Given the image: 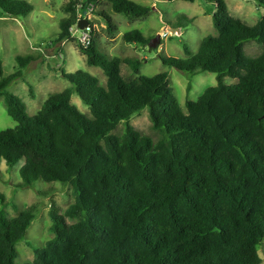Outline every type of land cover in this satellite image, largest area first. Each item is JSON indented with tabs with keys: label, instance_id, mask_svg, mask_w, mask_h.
Listing matches in <instances>:
<instances>
[{
	"label": "trees",
	"instance_id": "1",
	"mask_svg": "<svg viewBox=\"0 0 264 264\" xmlns=\"http://www.w3.org/2000/svg\"><path fill=\"white\" fill-rule=\"evenodd\" d=\"M203 1L215 6L211 18L216 35L204 38L196 53L184 47L185 59L157 55L164 67L180 73L216 75L217 85L187 101L186 113L169 88L168 72L141 76L143 61L109 59L92 40L79 51L88 67L102 71L105 85L81 70L62 71L70 87L49 95L29 116L23 102L5 92L21 72L2 77L0 60V97L15 122L0 131V164L9 170L20 165L17 189L58 182L70 185L75 198L63 214L55 207L49 210L54 236L33 249L26 264L262 263L264 13L248 26L230 15L223 0ZM249 1L264 10V0ZM101 2L130 21L151 11L129 0H68L53 44L71 40L68 30L76 22L77 3L95 7ZM0 11L7 18L24 19L32 6L0 0ZM99 16L112 34L109 16ZM122 41L141 47L149 42L138 30L124 33ZM248 42L262 47L254 58L245 54ZM33 60L17 57L16 63L25 69ZM122 65L135 76L124 77ZM225 77L236 83L225 85ZM73 95L90 117L71 102ZM144 109L156 141L129 123ZM121 122L123 134H111ZM8 204L0 193V264H16V245L37 213V205H31L10 219L1 210Z\"/></svg>",
	"mask_w": 264,
	"mask_h": 264
},
{
	"label": "rangeland",
	"instance_id": "2",
	"mask_svg": "<svg viewBox=\"0 0 264 264\" xmlns=\"http://www.w3.org/2000/svg\"><path fill=\"white\" fill-rule=\"evenodd\" d=\"M32 6L31 13L24 19H11L2 15L0 11V60L2 77H8L17 72L22 76L6 88V93L18 97L25 105L29 116L35 115L42 107L49 95L64 91L70 87L68 81L61 78V72L70 74L78 70L96 78L98 84L104 86L106 78L99 68L88 67L85 57L79 51V44L68 40L59 45L53 44L60 33L59 23L65 17L63 7L68 0H22ZM139 6L150 8L148 16L127 20L121 15L114 14L110 6L101 2L95 6L92 15L93 40L98 50L109 59L135 58L143 61L139 75L152 77L161 72H168L169 88L177 99L182 111L186 113L185 103L196 101L203 91L217 85L216 75L204 72L189 76L175 69L164 67L157 55L166 58L185 59L184 47L196 53L200 42L215 36L212 26L211 13L215 6L203 0L165 2L162 0H129ZM231 16L239 18L248 26H254L262 17L264 10L249 0H223ZM100 13L109 16L114 27L112 34L108 33L107 25ZM138 30L142 36L151 41L160 36L157 50L147 49L137 45H126L122 35L126 32ZM166 35L165 38H162ZM49 45V47L47 46ZM53 46V47H52ZM262 47L253 42L244 45L246 56L256 57ZM33 57L25 69H20L16 63L17 57ZM124 77H134L128 66H121ZM225 85L235 84L236 81L228 77L223 78ZM71 102L79 111L90 117L89 109L80 99L73 95ZM129 123L135 130L149 136L156 141L158 136L152 130L148 111L144 109L134 114ZM15 122L6 113L5 97H0V131L13 128ZM123 122L119 123L111 133L122 135ZM17 165L9 170L4 162L0 164V193L4 194L8 206L2 208L3 214L12 219L22 210L31 205H37L35 219L25 233L24 239L17 243L16 264L30 263L33 259V249H41L54 235L50 232L51 220L49 210L59 209V214L74 203L71 186L53 182L33 183L29 189H17L15 185L21 182ZM69 224L72 221H67ZM32 245V248L27 246ZM261 256V251H259ZM262 257V256H261ZM264 264V259L262 263Z\"/></svg>",
	"mask_w": 264,
	"mask_h": 264
},
{
	"label": "built area",
	"instance_id": "3",
	"mask_svg": "<svg viewBox=\"0 0 264 264\" xmlns=\"http://www.w3.org/2000/svg\"><path fill=\"white\" fill-rule=\"evenodd\" d=\"M75 8L76 22L68 30L69 39L76 41L83 48H88L93 40V25L90 26V23H92V15L95 7L92 4H88L84 7L81 3H77ZM81 20L87 21L88 23V26L82 30L77 26ZM165 37L166 35L162 36V38Z\"/></svg>",
	"mask_w": 264,
	"mask_h": 264
},
{
	"label": "water",
	"instance_id": "4",
	"mask_svg": "<svg viewBox=\"0 0 264 264\" xmlns=\"http://www.w3.org/2000/svg\"><path fill=\"white\" fill-rule=\"evenodd\" d=\"M78 28L80 30L86 28L88 26V23L87 21H84V20H81L78 24H77ZM160 36H157L155 39L151 40L148 42V45H147V49H149V51L151 50H157V47L158 45L160 44L159 41H160ZM263 119H264V116H263ZM261 255H262V258L264 259V243L261 244Z\"/></svg>",
	"mask_w": 264,
	"mask_h": 264
}]
</instances>
